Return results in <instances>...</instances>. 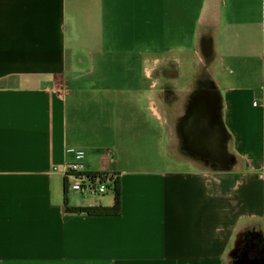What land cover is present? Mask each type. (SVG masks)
<instances>
[{"label":"crops","instance_id":"1","mask_svg":"<svg viewBox=\"0 0 264 264\" xmlns=\"http://www.w3.org/2000/svg\"><path fill=\"white\" fill-rule=\"evenodd\" d=\"M201 81L222 156L185 146L214 139L213 116L183 115ZM78 152L119 176V215L65 210L113 202L65 192ZM249 230L264 234V0H0V264H230Z\"/></svg>","mask_w":264,"mask_h":264},{"label":"flooded vegetation","instance_id":"2","mask_svg":"<svg viewBox=\"0 0 264 264\" xmlns=\"http://www.w3.org/2000/svg\"><path fill=\"white\" fill-rule=\"evenodd\" d=\"M200 86L199 91L202 92V94L197 101L198 104L194 106L193 100L191 101L190 98L185 107L186 112L183 115H214L215 106H220L219 100H217V103L215 102L213 97L215 93L211 90L210 85L206 81H201ZM196 93L197 92L193 93V95L196 96ZM219 109L218 107V113L220 112ZM218 130L219 127H217L216 123L213 128L214 139L213 136L210 137V143H204L197 139L196 143H193L192 137L188 136L185 138V146H187L190 151L201 156L210 157L213 154H215V156H222L223 145L222 142L219 141ZM194 138H196V136ZM240 246L241 248L237 259L238 264H264V241L260 237L256 236L252 240L247 239L243 244L241 241Z\"/></svg>","mask_w":264,"mask_h":264},{"label":"built area","instance_id":"3","mask_svg":"<svg viewBox=\"0 0 264 264\" xmlns=\"http://www.w3.org/2000/svg\"><path fill=\"white\" fill-rule=\"evenodd\" d=\"M82 152H78L74 161L62 166L64 187L67 191H74L80 195L100 196L108 192L113 193V180L116 174L110 172H88L80 160Z\"/></svg>","mask_w":264,"mask_h":264},{"label":"rangeland","instance_id":"4","mask_svg":"<svg viewBox=\"0 0 264 264\" xmlns=\"http://www.w3.org/2000/svg\"><path fill=\"white\" fill-rule=\"evenodd\" d=\"M167 96L169 97L167 100H165V102L163 103L164 107H168L167 109V114L166 115H177L178 114V110H179V103H178V97L175 95V91L173 88H169L167 89ZM157 92L160 93V87L157 89ZM167 104V105H166ZM83 196H87V195H83ZM93 197H98V198H102V197H106V198H110L112 197V193L108 192L106 194L100 195V196H93ZM264 234L260 233V237L263 241H264ZM254 237H256V233L254 230H249L246 233H241L237 235V239L239 244L237 246H235L234 248H232L231 252H230V264H238L237 263V259L239 256V251L241 248V241L242 244L245 240L249 239L252 240Z\"/></svg>","mask_w":264,"mask_h":264},{"label":"trees","instance_id":"5","mask_svg":"<svg viewBox=\"0 0 264 264\" xmlns=\"http://www.w3.org/2000/svg\"><path fill=\"white\" fill-rule=\"evenodd\" d=\"M219 110H220L219 114H221V108ZM112 194H113V202L110 206L99 205V206H89V207H73V206H68L67 199L65 198L64 199L65 210L67 212L83 213L87 215H108V216L119 215L121 210V199H120V181H119V176L117 174H116V178L113 180Z\"/></svg>","mask_w":264,"mask_h":264},{"label":"water","instance_id":"6","mask_svg":"<svg viewBox=\"0 0 264 264\" xmlns=\"http://www.w3.org/2000/svg\"><path fill=\"white\" fill-rule=\"evenodd\" d=\"M201 94H202V92L198 91L196 93V96H194L193 101H192L194 106H196L198 104L197 101L199 100V97H200ZM213 97L215 99V102L217 103V100H219V97L216 94ZM218 107L219 106H217V105L215 106L214 115H211V116H213L214 121L216 120L217 127H219V120H220V117H219L220 114L218 113Z\"/></svg>","mask_w":264,"mask_h":264}]
</instances>
